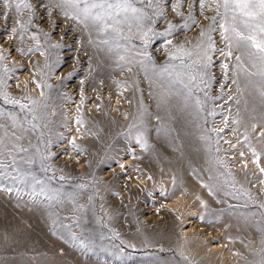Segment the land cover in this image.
I'll return each instance as SVG.
<instances>
[{
  "label": "rangeland",
  "instance_id": "rangeland-1",
  "mask_svg": "<svg viewBox=\"0 0 264 264\" xmlns=\"http://www.w3.org/2000/svg\"><path fill=\"white\" fill-rule=\"evenodd\" d=\"M27 3L32 10L19 16L0 3V12L9 13L8 19L0 17V93L35 111L5 103L3 95L0 111L16 114L22 123L28 119L26 128L37 125L22 143L35 160L32 170L55 198L32 197L23 185H17L19 196L0 191V264H264V173L259 171L264 167V98L261 77L245 74L258 73L260 66L253 67L235 46L231 57L221 55L229 49L213 0H205L203 9L200 0H159L158 7L147 9L152 22L145 24L155 33L175 27L171 35L152 36L146 52L134 39L130 64L100 45L95 31L65 17L54 0ZM208 35L214 48L208 52L206 83L197 80L199 88L186 102L183 85L160 73L166 66L181 70V59L191 63L178 48L197 59ZM197 99L200 105L193 102ZM186 114L195 122L192 133L183 127ZM33 115L39 118L33 121ZM249 144L260 153L259 167ZM122 155L131 164H120ZM190 180L209 197L200 195L208 203L190 220L183 238L180 216L166 201L186 193ZM161 183L166 187L154 191ZM221 236L226 237L223 248L208 246L219 245Z\"/></svg>",
  "mask_w": 264,
  "mask_h": 264
},
{
  "label": "snow or ice",
  "instance_id": "snow-or-ice-1",
  "mask_svg": "<svg viewBox=\"0 0 264 264\" xmlns=\"http://www.w3.org/2000/svg\"><path fill=\"white\" fill-rule=\"evenodd\" d=\"M213 2L216 4L217 15L223 19V23H220L219 27L222 29L221 37L229 49L227 53L221 50V55L231 57V49L235 46L247 53L253 67H256L258 62L260 66L258 73H249L245 70V74L246 76L258 74L261 77L259 89L260 96L264 98V0H213ZM0 3L5 9L14 8L17 16L24 9L31 11L33 8V5L27 3V0H0ZM154 4L158 7L159 0H54V6L59 8L65 17L71 16L73 19H78L86 29L95 31L100 37V45H104L109 52L115 51L119 60L126 64L132 63L131 53L135 48V45L132 44L134 39H139L144 43V52H146L147 44L152 36L171 35L172 29L175 27L169 24L168 30L165 32L155 33L151 27L146 26L145 21L152 22L147 9L153 8ZM200 6L201 9L206 6L205 0H200ZM177 8L178 5L173 6L174 11ZM158 14L162 15L163 13ZM0 17L8 19L9 13L7 11L0 12ZM212 19L214 22L216 21V17H212ZM15 22L21 26L22 30H26V25L22 23L21 19L17 18ZM12 31L15 32L16 29L13 28ZM204 35L206 34L202 32L201 36ZM208 40L207 48H201L195 54L197 57L195 60L191 59L193 57L192 51H185L182 47L178 48L177 53L188 57L191 63L181 59L179 66L181 70L170 71L166 66L160 73L161 75L167 74L171 84L183 85L187 91L186 102L191 99L193 88H199L197 80L200 83H206L204 80V76L207 74L205 70L211 63L208 52L214 48V41L211 40L210 35H208ZM171 43L172 41H167V44L171 45ZM54 47H59V45H54ZM136 54L142 53L137 52ZM170 55L175 58L176 53H170ZM236 60L238 62L237 67H240L241 57L237 56ZM139 63L143 66L144 62L139 61ZM222 67L227 70L229 65L225 63ZM185 77H187V82H185ZM233 83H237V81L234 80ZM237 91H241V89L238 87ZM0 95H3L5 103L19 104L22 110L28 108L30 112L35 111L34 108L20 104L18 100L9 97L6 93H0ZM31 103L32 105L37 104L36 101ZM196 104L200 105L201 101L197 99ZM38 118L33 115L32 120L35 121ZM36 127L37 125L32 123L30 129L26 128L16 114L0 111V191L7 193L15 191L19 196L21 188L17 185H23L31 189L29 195L32 197L44 195L48 199H54L55 194L49 195L52 190L47 187V181L41 179L32 170L35 160L29 155V149L24 147L22 143L26 138V133L35 130ZM225 127H227V118H225ZM252 127L255 130L256 125L253 124ZM217 131L222 132L224 129L221 128ZM232 131L235 132L236 129H232ZM260 136L264 137V131H261ZM244 139H248L247 134H245ZM72 143L73 147H76L75 142ZM248 147L252 152L253 162L259 167L260 153L251 144ZM240 155L243 156L244 153L241 152ZM244 167H247L246 162ZM41 170L47 172L48 169L42 164ZM259 171L264 173V167H259ZM5 181L8 184H5Z\"/></svg>",
  "mask_w": 264,
  "mask_h": 264
},
{
  "label": "bare ground",
  "instance_id": "bare-ground-1",
  "mask_svg": "<svg viewBox=\"0 0 264 264\" xmlns=\"http://www.w3.org/2000/svg\"><path fill=\"white\" fill-rule=\"evenodd\" d=\"M15 60V59H14ZM13 60V61H14ZM10 65V64H9ZM14 65V64H13ZM143 69H145V68H143ZM147 72V71H146ZM17 74V73H16ZM147 74L149 75V73L147 72ZM27 76H29V75H27ZM244 76V75H243ZM19 78V77H18ZM24 82V81H23ZM258 84V83H257ZM27 86V85H26ZM31 86V85H30ZM33 86V85H32ZM31 88V87H30ZM33 88H34V86H33ZM245 88V87H244ZM249 88V87H248ZM35 89V88H34ZM37 91L38 90H34V92L36 93V94H38L37 93ZM246 91V90H245ZM35 94V95H36ZM115 96H113V98H114ZM115 98H117V97H115ZM261 99H262V97H261ZM118 100V99H117ZM72 101V100H71ZM76 101V100H75ZM115 100H113V102H114ZM245 101V100H244ZM261 101V100H260ZM68 102V101H67ZM70 102V101H69ZM68 102V103H69ZM74 101H72V104H74L73 103ZM194 103L196 102V101H193ZM248 102V101H247ZM71 103V102H70ZM115 103V102H114ZM193 103V104H194ZM262 103V102H261ZM264 103V102H263ZM65 104V103H64ZM72 104H70L71 106H69V107H71L72 108ZM255 104V103H254ZM69 105V104H68ZM196 105V104H195ZM66 106V105H65ZM250 106V105H249ZM252 106V105H251ZM259 107V106H258ZM182 109V108H181ZM255 109V108H254ZM260 110H261V108H259ZM248 110V109H247ZM263 110V109H262ZM184 111V110H183ZM199 111V110H198ZM258 112H259V110H258ZM192 113H193V111H192ZM262 113V112H261ZM173 114V113H172ZM249 114V113H248ZM248 114H247V116H248ZM71 115H73V114H71ZM176 115H177V113H176ZM187 115V114H186ZM196 115V114H195ZM257 116V115H256ZM23 117H25V114L23 113ZM251 117V116H250ZM70 118V117H69ZM68 118V119H69ZM75 117L74 116H72L71 117V121L74 119ZM170 118V117H169ZM199 118H200V116H199ZM181 119V118H180ZM182 121L184 122V126L183 127H185V128H187V129H191V131L189 132V133H192V131H193V126H194V120L191 118V116L188 114L187 116H184V118L182 117ZM71 121H68L69 122V124H70V122ZM181 121V122H182ZM31 123V121H29L28 119L27 120H25V121H23V124L24 125H26V124H30ZM72 123V122H71ZM75 124H76V122H75ZM197 124V123H196ZM73 124H71V126H72ZM102 125V124H101ZM68 126V125H67ZM76 126L78 127L79 125H77L76 124ZM74 127V129H76L77 127ZM178 126V125H177ZM199 126V125H198ZM198 126H197V128H198ZM69 127V126H68ZM179 127V126H178ZM201 127V126H200ZM199 127V128H200ZM184 128V129H185ZM195 129V128H194ZM70 130V129H69ZM71 130H72V127H71ZM77 130V129H76ZM81 130V129H80ZM178 130H179V128H178ZM73 131V130H72ZM181 131V130H180ZM184 132H185V130H184ZM80 132H78V131H75V133H74V136H78V134H79ZM182 133H183V131H182ZM67 134H69V133H67ZM184 134V133H183ZM194 134V133H193ZM192 134V135H193ZM72 134H71V131H70V136H71ZM191 135V136H192ZM69 136V135H68ZM189 136V135H188ZM66 140H68V139H66ZM65 140V141H66ZM65 143V142H64ZM143 144V143H142ZM130 145H132V144H130ZM132 146H134V145H132ZM143 146H144V144H143ZM65 148H67V146L65 145ZM113 151H114V149H113ZM68 152V151H67ZM66 152V153H67ZM70 152V151H69ZM65 153V154H66ZM102 153V152H101ZM180 153V152H179ZM121 154V153H120ZM70 155V154H69ZM68 155V156H69ZM99 155V154H98ZM127 155V154H126ZM183 155V154H182ZM182 155H180L181 157H182ZM73 156V155H72ZM71 156V157H72ZM123 156V155H122ZM93 157V156H92ZM124 157V159L122 160V159H120V164L121 163H125V162H129L130 164H131V160H129V158L128 157H125V155L123 156ZM184 157H186V156H184ZM183 158V157H182ZM72 159H73V157H72ZM178 159H180L179 157L177 158V160ZM98 160V159H97ZM101 160V159H100ZM191 161H192V159H191ZM94 163V162H93ZM118 164V163H117ZM110 166H111V164H110ZM192 173V172H191ZM194 175V174H193ZM144 180V178H140V180ZM145 179H146V177H145ZM145 181V180H144ZM142 183H143V181H141ZM144 183H146V182H144ZM190 183H192V184H190ZM190 183H189V185H187L188 186V188H187V191H186V193H182V194H179V193H177V194H174V195H172V196H174V198L172 199V201H166V202H168V204H167V207H169L171 210H173V211H175L179 216H180V230L182 231V237L183 238H185V236L188 234V232H189V230H190V228H191V224L192 223H190V220L191 219H193V216L195 217V215L199 212V211H201L203 208H204V206L205 205H207V203H205L206 201H205V199H203L202 197H200V195H204L205 196V198H207V196L209 197V195H208V192H206V190H205V188H203V186L200 184V183H198V182H191V180H190ZM135 184V183H134ZM156 186H157V188L156 189H154V191H156V190H161V189H163L164 187H166V183H161V184H156ZM176 190H177V188H175ZM174 189V190H175ZM200 189V190H199ZM210 189V188H209ZM153 193V192H152ZM157 194V193H156ZM105 198V197H104ZM107 198V197H106ZM171 198V197H170ZM169 198V199H170ZM210 214H211V212H210ZM178 216V217H179ZM188 227V228H187ZM212 227V226H211ZM168 229H170L169 227H167ZM168 229H166L165 228V230H167L168 231ZM164 230V231H165ZM163 233H165V232H163ZM166 233H168V232H166ZM169 234V233H168ZM205 235H207V234H205ZM224 239L226 240V237L225 236H221V241H219L218 243H219V245H216L215 243L213 244V241L212 242H209V243H207L208 244V246L210 247V248H217L218 246L219 247H222L223 248V246L225 245V241H224ZM219 247L217 248L218 250H219ZM216 250V249H215ZM221 251H222V249H221Z\"/></svg>",
  "mask_w": 264,
  "mask_h": 264
}]
</instances>
